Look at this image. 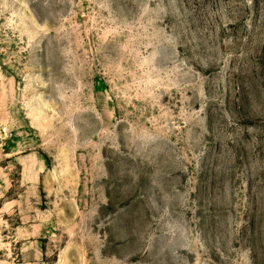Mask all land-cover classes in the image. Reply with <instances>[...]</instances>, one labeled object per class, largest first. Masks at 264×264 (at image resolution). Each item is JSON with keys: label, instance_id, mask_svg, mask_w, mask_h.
Listing matches in <instances>:
<instances>
[{"label": "rangeland", "instance_id": "1", "mask_svg": "<svg viewBox=\"0 0 264 264\" xmlns=\"http://www.w3.org/2000/svg\"><path fill=\"white\" fill-rule=\"evenodd\" d=\"M0 264H264V0H0Z\"/></svg>", "mask_w": 264, "mask_h": 264}]
</instances>
